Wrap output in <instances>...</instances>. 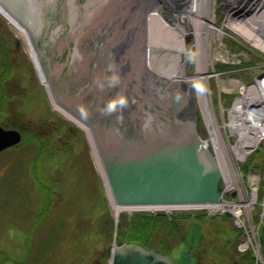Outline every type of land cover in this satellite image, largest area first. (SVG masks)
I'll return each mask as SVG.
<instances>
[{"label": "rangeland", "instance_id": "obj_1", "mask_svg": "<svg viewBox=\"0 0 264 264\" xmlns=\"http://www.w3.org/2000/svg\"><path fill=\"white\" fill-rule=\"evenodd\" d=\"M243 1L238 0L237 6L240 7ZM228 3L229 0L211 1L217 24L227 30L222 39L215 36L208 40L211 58L216 61L219 50L223 51L224 58L231 61L236 54L241 61L240 68L252 62L250 64L255 66L252 72H257L260 66L257 64L264 60V53L256 43L226 24ZM237 6H232V11H236ZM167 15L173 17L172 14ZM0 36V119L8 126L20 129L23 135V140L16 147L0 153V264H108L106 248L111 237L105 231L109 224H98L102 232L100 240L91 237L94 226L89 211L96 191L103 193L107 200V187L92 159L86 138L57 116V110L43 90L33 60L28 54L26 56L23 40L1 13ZM196 41V36L191 35L192 45L188 48L195 59ZM28 62L30 70L29 66L26 67ZM218 66L210 64L208 68L212 70ZM26 69L29 71L22 74ZM228 73L229 76L231 72ZM233 75L223 83L230 89L226 91L229 98L234 93L242 95L244 82L253 81L251 70L241 69ZM12 99L11 109H8L6 104ZM220 129L225 135L226 129L230 130L224 126ZM259 152L260 161L264 157V142ZM33 173L42 188H36ZM261 190L260 187L251 220L246 221L254 255L257 258V247L263 255V258H257L258 264H264V193ZM110 210L115 221V211L111 207ZM124 212L132 214L136 211ZM39 216L41 221L35 224ZM200 217L197 213L192 214L187 222L180 223L184 241L172 249V255L179 258L187 250L190 235L195 234L192 254L201 264H243L237 245L241 233L239 240L235 241L234 222L229 220L233 229L230 230L220 225L222 217L204 221ZM195 223L200 226L195 228ZM173 240V243L177 242V239Z\"/></svg>", "mask_w": 264, "mask_h": 264}, {"label": "flooded vegetation", "instance_id": "obj_2", "mask_svg": "<svg viewBox=\"0 0 264 264\" xmlns=\"http://www.w3.org/2000/svg\"><path fill=\"white\" fill-rule=\"evenodd\" d=\"M34 1L33 26L36 30L41 28L37 51L44 77H40V83L48 96L51 91L50 99L58 104V117L71 122V127L75 126L86 136L87 128L80 127L76 120H86L95 105L116 100L118 112L112 117L101 116L107 120L103 125L113 119L116 127L133 128L135 119L140 118L145 127L143 119L149 118L146 110L165 111L167 93L174 87L181 96L169 98L173 104L169 111L179 120L195 118L202 132L204 95L199 93L198 84L187 77L195 72L197 60L189 49L191 34L174 32L169 36L164 29L152 39L150 19L137 31L131 16L135 6L131 7L128 0ZM164 17L170 26L173 17L167 14ZM134 31L140 39L138 43ZM132 43L136 47L130 51L128 45ZM196 53L197 50V57ZM179 64L185 65L183 77L179 75ZM217 64L219 68L209 70L212 74L205 90L208 104L215 112L220 86L216 74L223 68L218 59L212 66ZM145 70L165 83L160 87L152 84ZM166 86L168 92L164 90L163 96ZM160 96L163 102L159 101ZM13 99L8 102L9 109Z\"/></svg>", "mask_w": 264, "mask_h": 264}, {"label": "water", "instance_id": "obj_3", "mask_svg": "<svg viewBox=\"0 0 264 264\" xmlns=\"http://www.w3.org/2000/svg\"><path fill=\"white\" fill-rule=\"evenodd\" d=\"M150 24L152 39L165 29V23L158 15ZM118 107L116 100L106 105L97 104L85 120L117 207L204 203L221 199L222 168L201 138L195 118L180 120L186 125L185 133L170 129L151 139L140 118L135 119L133 128L116 127L113 119L103 125L107 120L101 116H114ZM21 138L19 130L0 125V152L18 144ZM110 264L180 263L159 249H147L134 242H118Z\"/></svg>", "mask_w": 264, "mask_h": 264}, {"label": "bare ground", "instance_id": "obj_4", "mask_svg": "<svg viewBox=\"0 0 264 264\" xmlns=\"http://www.w3.org/2000/svg\"><path fill=\"white\" fill-rule=\"evenodd\" d=\"M28 1L30 0H0V11L3 15L8 17L13 26L16 28L20 37L24 40V44L37 65V68L39 69L38 71L40 73V77H44L40 62L41 57L37 51L39 47L37 35H39L41 28L36 30L33 26L34 20L29 19V17H32V7L35 6V1H30V3ZM211 1L212 0H128L131 7L135 6L134 10L132 9L131 11V16L133 28L137 29V31L144 25L145 21L148 22V19L151 21L155 15H158L165 23L166 33L169 36L172 33L179 31L184 34L196 36V70L193 74L187 75V77L190 78L191 81L198 84L199 93L204 95V98L202 99V106L205 111V116L209 122L214 142L218 145L219 157L224 173L228 174L227 171L230 167V163L232 162L227 161V154H229V152L224 147L221 132L216 125L214 114L211 111L205 96V90L208 85V77L212 74L209 71L208 66L214 62L211 58L210 42L208 40L215 36L222 39L223 34L227 31L224 26L217 24L216 11L211 5ZM237 2L238 0H229V3L227 4L229 14L226 19V24L233 26L247 38L256 43L257 46L264 47V0H244L240 7L237 6ZM232 6H237L236 11H232ZM165 14L173 15L170 26L164 19ZM254 24L256 26L259 25L258 29H260V35L257 34L256 29L254 30ZM133 35L135 36V42L137 41L138 43L140 39L138 35H135V31ZM134 46L136 47V44L134 43L128 45L129 50L132 51ZM179 65V75L183 77L186 74L185 65ZM146 71L149 73L152 84L159 85L160 87L163 82L165 83V80L163 81L151 71L145 70V72ZM164 88L166 89L162 90L164 94L163 96H165L164 90H168L167 86ZM173 88L174 87H170V91H167L168 93L165 91L167 93L166 99L168 102L163 104L166 108L165 111L158 112V109L156 110L152 108L146 110L148 112L147 117L149 116V118L146 119L145 130L148 132L151 139L158 133L170 131V129L182 131L184 133L187 131L186 125L177 118L176 114L169 111L173 107L169 98L181 96L179 90ZM158 98L160 99L159 101H164L161 96ZM261 104H264L263 98L259 97L255 87H250L248 93L241 96L233 108L232 114L233 116H237V118H234L230 123L232 131L237 132L239 130L242 131L243 129H247L254 132L252 139L258 140V137L263 135L258 134L259 130L264 132V129L262 127L258 128L254 122L257 118H262V113L259 109V105ZM152 113H154L153 116ZM240 136L243 138L241 134ZM238 153L241 155L240 152ZM94 154L98 167L105 178L108 196L111 200L115 215H119V213L125 209L132 210V208H134L133 206H116L114 194L104 172L101 160L95 150ZM225 176L228 179V176Z\"/></svg>", "mask_w": 264, "mask_h": 264}, {"label": "trees", "instance_id": "obj_5", "mask_svg": "<svg viewBox=\"0 0 264 264\" xmlns=\"http://www.w3.org/2000/svg\"><path fill=\"white\" fill-rule=\"evenodd\" d=\"M41 156V155H40ZM255 156V155H254ZM254 156L249 160V163L245 165L247 168L249 164L253 161ZM32 179L34 178L36 188H42L41 182L35 177V173L31 174ZM91 214V221L94 229L91 233V237L97 238L98 240L101 239V231L99 229L100 225L109 224V228L106 229L105 233L108 237H111V241L108 242L110 245L108 246L106 251V260L110 256V251L112 247L113 235H114V220L112 217V213L110 207L107 203L106 198L104 197L103 193L98 191L95 192L93 197L92 207L90 208ZM191 215L188 214H179L172 218L167 217L164 214H147V213H134L129 215L127 213H122L120 216L118 232H117V240L119 241H128V242H137L146 246L147 248H159L165 254H171V251L175 246L179 245L183 242V229L180 226L182 221L187 222L190 219ZM202 221L206 219V217L201 216ZM228 218V219H227ZM231 216L225 215L222 216V222L220 225L227 226L230 230L229 220ZM104 220V221H102ZM228 220L226 223H224ZM40 216L37 217L35 224L40 222ZM95 226L97 228H95ZM199 223H195L194 227H199ZM235 238L234 240H239V235L241 233L240 230L235 229ZM238 235H237V233ZM177 239L178 242H172V240ZM173 240V241H174ZM189 246L193 244L195 241V234L190 235L189 238ZM262 251L264 254V229H263V237H262ZM192 253L188 251H184L181 255V260L183 264H193L191 263L192 260ZM243 264H255V259L252 253L247 252L242 255ZM26 261V260H25ZM24 261V262H25ZM20 264H24L23 262ZM197 264H201L197 262Z\"/></svg>", "mask_w": 264, "mask_h": 264}, {"label": "built area", "instance_id": "obj_6", "mask_svg": "<svg viewBox=\"0 0 264 264\" xmlns=\"http://www.w3.org/2000/svg\"><path fill=\"white\" fill-rule=\"evenodd\" d=\"M263 106H264V104L259 106V109H260V111H261V113H262V115L264 117ZM240 139H242L241 136H240ZM242 205H243V209H240L239 212H238V222L240 224L244 223L242 218H241L242 213L248 217V216H250L251 209H252L251 205L248 204V203H243Z\"/></svg>", "mask_w": 264, "mask_h": 264}]
</instances>
